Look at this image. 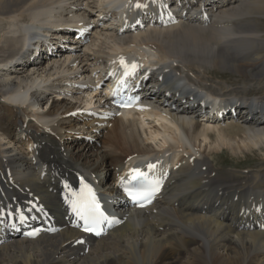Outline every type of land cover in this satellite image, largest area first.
<instances>
[{
	"label": "bare ground",
	"instance_id": "bare-ground-1",
	"mask_svg": "<svg viewBox=\"0 0 264 264\" xmlns=\"http://www.w3.org/2000/svg\"><path fill=\"white\" fill-rule=\"evenodd\" d=\"M105 1L0 0V213L40 209L56 226L33 238L0 235V264H264V0H180L202 13L165 23L144 13L142 29L101 21ZM124 1L141 11L158 1L161 16L170 0ZM73 24L90 28L83 42L73 41ZM144 54L146 111L109 112L93 80L113 56ZM203 93L239 104L240 116L199 118ZM75 131L101 137L97 162L88 160L91 139L76 152L62 147ZM224 148L242 156L220 173L210 157ZM162 159L173 162L161 196L126 206L118 177ZM80 180L96 182L118 211L106 235L79 232L60 200L63 184Z\"/></svg>",
	"mask_w": 264,
	"mask_h": 264
},
{
	"label": "rangeland",
	"instance_id": "rangeland-1",
	"mask_svg": "<svg viewBox=\"0 0 264 264\" xmlns=\"http://www.w3.org/2000/svg\"><path fill=\"white\" fill-rule=\"evenodd\" d=\"M93 14H91V17L93 16ZM72 112L74 114H81L84 111H83V109H77V110H73ZM102 114H104V113H102ZM77 134L78 133L75 131V133H73V134L64 135L62 137V139H61V141H62L61 142L62 147L64 149H66L65 151L70 152L73 149V151L76 152L77 147L80 146V145H82V143L84 142V140L86 138L87 139H91L94 142V149L87 155L88 156V160H89V162H93V161L97 162L98 161L97 160L98 158H97L95 152L96 153L101 152V150L103 149V143L101 141L102 140L101 137L100 136H98V137L96 136L95 138H92L90 136L91 138L90 137L80 138V137H78ZM95 135H97V134H95ZM212 155L213 156L210 157V161L215 166V168L217 170L219 169L218 172H220V173H226L227 171H230V170H236V168L233 167V165H234L233 162L236 159H238V158H240L242 156L241 153L239 155L238 154H234L232 151H230L229 149H226V148H224L223 151H219L218 153H214ZM217 158H219V159H217ZM115 171H116V168H111L110 169V172L111 173H114ZM104 176H105L104 171H102L101 169H98L97 170V179H98V177H99L98 180L104 179Z\"/></svg>",
	"mask_w": 264,
	"mask_h": 264
},
{
	"label": "snow or ice",
	"instance_id": "snow-or-ice-1",
	"mask_svg": "<svg viewBox=\"0 0 264 264\" xmlns=\"http://www.w3.org/2000/svg\"><path fill=\"white\" fill-rule=\"evenodd\" d=\"M137 7H141L142 5L137 4ZM121 63L124 64V61L121 60ZM126 69L125 75H128L129 72L127 69L129 66L124 64ZM133 69L136 67L135 64L131 66ZM149 167H154L153 165H149ZM135 176H141L143 173L140 172L139 169H133ZM83 183V181H82ZM83 188L87 190V194L82 192L79 195V198L76 201H73L72 207L73 211L79 215L82 219H84L86 224L89 223H99L101 219H104L103 212L100 211L99 202L96 199L95 193L92 191L91 186L87 184H83ZM125 191L130 195L134 200L140 198H146L150 193L146 189H132L125 187ZM86 231H93V228L86 227Z\"/></svg>",
	"mask_w": 264,
	"mask_h": 264
}]
</instances>
